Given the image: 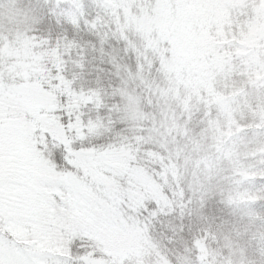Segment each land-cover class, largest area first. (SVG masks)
Masks as SVG:
<instances>
[{
	"label": "snow or ice",
	"instance_id": "obj_1",
	"mask_svg": "<svg viewBox=\"0 0 264 264\" xmlns=\"http://www.w3.org/2000/svg\"><path fill=\"white\" fill-rule=\"evenodd\" d=\"M147 3L155 6L156 0ZM67 5L68 0H52L48 9L13 7L0 13V264H136L113 258L84 234L104 228L116 211L124 219L130 214L136 192L133 174L143 159L134 140L143 133L137 135L134 127L138 116L131 90L122 77H118L119 84L111 83L112 68L117 72L119 68L107 48V34L92 28L95 17L57 15L56 9L63 11ZM260 6H264L261 0H250L247 18L251 20L252 10ZM53 18L58 25H69L71 34L62 27L55 36L51 29L44 36L31 27ZM78 32L83 34L78 36ZM125 44L127 47V41ZM26 49L32 52L29 59L37 58L44 70L43 75H30L27 82L22 75L10 73V66L23 56L9 55ZM69 63L72 78L67 75ZM58 64L63 68L58 69ZM90 65L110 82V89L77 88L74 77L77 72L92 75ZM34 81L39 82L42 100L31 87ZM96 82L102 81L98 77ZM78 93L92 96V102L73 105ZM254 123L260 124L259 134L264 135V122ZM130 131L133 136L128 135ZM118 157L127 159L126 171L111 165ZM257 171L264 172V168ZM211 179L209 176L207 185L193 188L182 202L181 213L189 209L193 197L204 206ZM258 195L264 200V185ZM155 205L156 201H146L138 215L158 217L162 213ZM171 259L173 264H181L179 255ZM146 264L164 262L148 256Z\"/></svg>",
	"mask_w": 264,
	"mask_h": 264
},
{
	"label": "rangeland",
	"instance_id": "obj_2",
	"mask_svg": "<svg viewBox=\"0 0 264 264\" xmlns=\"http://www.w3.org/2000/svg\"><path fill=\"white\" fill-rule=\"evenodd\" d=\"M41 1L0 0V13L13 7L34 9ZM134 1L120 3L125 5L123 22L137 30L138 37L159 56L164 81L156 88L163 97L162 105L171 96L186 114H190L192 107L213 110L212 115L207 116L203 109L204 137L195 141L191 153L198 159L196 150L202 156H209V164L203 163L201 168L205 173L207 170L212 173V169L215 172L226 170L224 199L230 213L242 223L239 231H231L222 238V249L226 252L223 264H264V200L258 195L259 187L264 185L260 180L264 172L257 171L264 168V135L259 134L260 124L254 123L264 122V6L253 9L250 20L246 15L250 0H156L155 6L147 0H137L139 7L133 11ZM82 4V0H68L67 8L77 13ZM9 55L23 56L10 66L11 74L22 75L26 82L30 75H43L39 60L29 59L30 49L23 53L12 51ZM31 87L42 100L39 82L34 81ZM87 100L74 95L72 103ZM168 122L166 118L165 127L170 125ZM179 129L181 137L186 135L182 138L184 143L175 145V140H171L168 144H174L183 155L193 137L188 138L186 128L181 125ZM110 163L122 171L128 169L124 157ZM216 163L217 166H212ZM195 166L200 169L198 164ZM165 167L160 172L161 180L165 181L168 176L176 179V166ZM133 179L136 192L127 219L116 211L104 228L84 234L89 241L102 245L113 258L119 256L136 264H146L148 255L157 257L158 253L145 227L134 220L133 213L146 198L159 206L169 207L170 204L143 169L138 167ZM254 180L259 182L253 184ZM198 249L201 257L203 253L207 256L204 244H198ZM237 255L241 257L239 261L235 260Z\"/></svg>",
	"mask_w": 264,
	"mask_h": 264
},
{
	"label": "trees",
	"instance_id": "obj_3",
	"mask_svg": "<svg viewBox=\"0 0 264 264\" xmlns=\"http://www.w3.org/2000/svg\"><path fill=\"white\" fill-rule=\"evenodd\" d=\"M82 8L76 12L66 8L62 11L57 8V15H63L68 19L82 18L88 15L90 18H97V23L92 25L98 34H107V48L111 51L113 63L118 66L112 68L114 75L112 76L111 83L119 84L118 77L123 78L124 84L134 96L135 111L138 119L134 125L137 129L138 140H134L136 150L139 152L143 159L140 162L139 168L148 173L156 186H159L161 193L165 196L170 204L167 206H155L159 208L162 213L158 217H141L140 213L143 204L151 199L146 198L142 203L137 206L136 211L133 213V218L142 224L147 232V235L157 250L156 256L166 261L168 264H173L176 255L181 258V264H197L198 261H204L205 264H223L225 257L224 250L222 249V238L229 236L231 231H239L241 224L230 213L227 202L224 197L226 191H223V184L226 181V170L213 171L212 173L207 170L205 173L201 168L203 163H208V157L199 154L196 150L198 158L194 157L191 153L193 144L196 140L200 141L203 136L205 125L203 122L204 112L207 116L212 115L211 108H195L192 107L190 114L182 112L178 107L175 98L170 96V99L165 100L158 92L157 86L163 84V75L160 71L159 56L152 53V51L142 40L138 37L135 29L126 26L122 18L123 7L121 5L123 0H82ZM131 10L137 11L139 5L137 0L133 2ZM52 4L51 2L39 3L38 7L48 9ZM63 28H68L71 34L72 29L69 25H58L56 19L51 21L44 19L43 22H37L34 29H38L39 35H48V30L51 29L52 35L55 36L61 32ZM83 25H81V28ZM83 34L78 32L77 35ZM127 41V47L125 44ZM227 53L231 51L224 49ZM59 58V53L57 52ZM234 54V53H233ZM89 60L98 63V59H93L89 56ZM101 67H108V65H100ZM58 69H62L63 65L58 64ZM73 65H67V75L72 78ZM87 73L77 72L74 77L77 88L83 87L84 90H91L100 87L101 90L105 88L110 89V82L104 78L103 74L96 73L91 65ZM59 75V71H58ZM102 81L97 84V78ZM63 80V77H61ZM57 87H59L57 85ZM76 96L86 97L88 104L92 102L93 97L86 94H76ZM55 97V95H54ZM56 99V97H55ZM99 101V97H97ZM79 103L73 104L79 106ZM204 111V112H203ZM166 118L169 120V126L165 125ZM180 125L186 128L188 138L193 137V141L189 144L185 153L182 155V150H178L175 145L184 143L180 134ZM131 127V126H130ZM133 136V132L128 133ZM181 137V138H180ZM196 138V139H194ZM171 140H175L174 144H168ZM143 149L149 151L145 153ZM156 156V159H155ZM196 156V155H195ZM135 158V153H133ZM202 162V165L200 162ZM216 161V160H214ZM173 164L176 166V179L173 176H168L165 181H162L160 172L163 166ZM195 164L200 166L196 169ZM218 164H212V166ZM165 167V168H166ZM211 177V187L214 190L209 191L207 188L205 196L207 197L204 206L193 197L189 206L181 213L182 202L187 200L193 192V188L198 185H207L208 177ZM205 180V181H204ZM169 193L170 195L166 194ZM153 201V200H152ZM88 241H85L87 243ZM204 244L207 256L201 257V252L198 249V244ZM153 256L154 255H148ZM147 256V257H148Z\"/></svg>",
	"mask_w": 264,
	"mask_h": 264
}]
</instances>
